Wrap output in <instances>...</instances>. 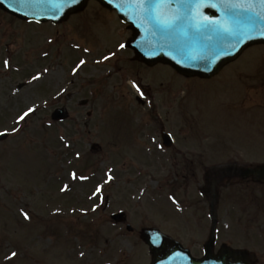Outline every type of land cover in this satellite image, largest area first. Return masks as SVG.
Wrapping results in <instances>:
<instances>
[{"label":"rangeland","instance_id":"obj_1","mask_svg":"<svg viewBox=\"0 0 264 264\" xmlns=\"http://www.w3.org/2000/svg\"><path fill=\"white\" fill-rule=\"evenodd\" d=\"M98 8L100 6L95 4V9L91 6L84 11L85 13L77 15H81L84 21V18L89 15L94 14V16H97L100 13ZM100 9L103 10L102 8ZM76 17V20L74 19L75 23L81 18ZM73 22L67 21L61 25L60 33H56L53 29L52 33H50L51 35L39 39V45L35 43V46H38L34 51L35 54H32L33 52H30L28 49V44L24 46L18 37H13L19 34H27L24 32L26 29L22 30L19 23L11 18H9L10 26H8L6 18L0 16L2 31L9 28V41L12 52L9 70L4 71L3 75L0 72V132L5 129L9 130V137L5 141L0 142V264H8L4 257L12 251L18 252L19 256L14 258L11 264H32L33 261H36L35 259H37L39 264H102L103 259L107 255L106 252L110 248L113 249L115 247L125 249L124 255H126L128 252L126 249L131 250L127 246L128 240L122 236L118 237L119 233L125 231H120L118 227L105 222L109 219L110 213L119 209L127 210L128 217L130 220L132 218L134 226L140 220L144 221L146 219L149 209V198H146V195L149 194L150 188L153 189L155 187L153 185L155 183L153 182H150V186L148 187L150 174L157 181L160 180L156 182V191L162 192L171 185L166 175L176 172V170L180 172L185 171L188 177L189 175L191 176L190 179H193L191 170H195L198 175L197 184L201 185L205 183L204 179L206 177H213L210 174L213 173L209 169L210 167L223 165L222 171L218 170L219 174L216 173V175L219 177L225 173L224 168L227 164L228 155L225 157V154L222 152H208L205 150L208 141H203V146L200 147L197 146L196 141L193 144L192 141L183 137L184 135H191L189 133L195 123L190 126L187 133L177 136L176 145L171 149L173 151H170L173 155L166 154L162 160L159 159L161 155H154L151 158L153 163L148 162L147 159L150 156L145 149L149 144V140L144 139L145 133H143L139 141L142 148L137 146L139 143L138 138H136L135 121L133 115H129V109L131 108L130 111L133 110L134 115L146 116L150 114L152 116L149 107L145 103H140V106L137 107V102H134V105L132 104L131 106L129 104L130 108H128L126 101L122 104V111L115 110L114 104H112L113 109L111 110L103 107L105 102L118 98L120 91L126 92L129 99L136 100V93L130 84L127 81L121 82V79L127 80L129 77L120 78L121 74H116L115 71L112 72L114 76L101 90L91 85L82 94L74 91L76 98L83 97L82 95L85 93V97L91 99L89 105L80 108L75 107V104H77L76 100L70 103V101H66V95L63 96L62 98L66 101L65 103L70 105L68 108L72 112V119L74 120L54 124L50 116L56 105L61 104V99L54 102V107L41 105L43 99H48V103L51 100L48 96H41L37 92L41 91V88H46V92L48 93H61L60 90L64 87V83L60 81V84H57V86L54 79L48 80L50 84L43 82L42 84L44 85L37 82L30 84L25 82L29 81L30 74L36 70H41L40 67H37L40 66L41 62L38 63L39 60L36 56L40 53V50L48 49L46 42L48 37L54 38V42L55 40L56 42L49 45L48 50L46 49L48 53H51V56L46 60H41L42 63L57 62L58 59L63 62L64 60L67 61V59L61 58V56L58 59L53 56L54 51L58 52L59 46H61L62 50L66 46L65 42L67 40L65 38L72 32L74 27ZM44 29L46 27H34L32 30L40 31ZM104 32L105 34H112L110 27L104 29ZM91 34L102 36L98 20L92 22ZM120 34L122 35L121 31ZM74 37L79 41L76 34ZM116 37L117 34L113 33L110 38H104V40L113 43L116 41ZM106 46V44L101 48L90 46L89 62L83 70H87V72L96 76L99 74V70H104V68H100L97 65L100 63H97L95 59L113 50L112 47ZM254 46L247 49L245 54H242L237 60L229 63L224 69V73L219 75L214 81H204L196 77L189 82L192 89L191 93H193L191 98L197 100L196 104L201 106L204 118H207L209 123H217L218 125L221 122L223 123L228 117L231 119L233 125L236 126V120H233L228 115L229 112L235 116L238 114L235 109H232L235 106L234 101L240 100V103L236 106L239 109L249 108L248 111H245V116L251 114V109H257L263 103V98L259 93L264 90V83L262 77H259L257 74L264 71V47ZM24 55L29 56L26 59L24 70H21V72L13 71L14 65L19 66V62H21V58ZM130 55V52L121 53L119 56L108 60L105 63V68L107 70H118L124 64L128 65L130 63L128 61ZM73 64L67 62L64 69L57 68V63L48 67H51L55 71L59 70L60 73L61 71L67 72V70H70ZM139 66L135 65L134 69L137 68L139 70ZM258 68L259 70H256ZM232 70L242 71L237 72L236 77L232 74ZM241 73L242 75H240ZM142 75L144 76L142 82L145 85L149 83L153 91H159L158 93L154 92L156 95L163 93L164 96L168 97H164L166 98V101H164L162 95L161 97L159 95L155 96L153 105L156 103V106L153 113L156 116L162 114L171 129L174 130L176 127L187 125L184 121L188 119L190 121L194 120L199 110H195L197 107L192 108L194 105L193 100L190 102L187 100L190 92L186 90L188 94L183 93L184 90L181 88V85H177V87L181 88V97L183 94L186 97L183 99L184 103H181L179 106L176 101H173L174 98L171 95V93L177 90L171 93L163 91L169 87L170 81L179 83V78L173 74L172 70H168V68L160 65L152 70H143ZM168 78L170 81H168ZM241 81L244 82V85L250 86V88L243 87ZM184 82H187L186 79H184ZM18 83H25L26 88L22 89L21 92H16ZM118 85L124 86L125 90H121ZM242 88H245V90L241 96L240 90ZM88 89H90V92L86 93ZM247 89L249 92H247ZM92 92L95 94L94 96H92ZM101 93L104 95H101ZM174 96L177 98V94ZM39 102H41V106L37 105ZM33 105L36 106L37 110L30 117L26 118V121L16 123L17 116L26 110L27 107ZM185 106L188 108L187 112H184ZM87 110L92 111V118L86 117ZM102 114H104L103 122H101L102 119L100 118ZM258 114L256 113V116ZM260 117H262L263 121L260 120L256 123L254 128L256 130L258 129L257 126L261 125V133L256 131L253 138L251 134L252 125L250 124L249 138H253L255 141L254 145L251 146L263 154L264 113ZM85 120L88 121V127L82 125V121ZM100 126H102L101 133ZM12 127L20 128L21 131L19 133H12ZM243 127L248 134L247 125H243ZM233 132L234 137H236L235 130ZM223 134L224 132L221 135ZM105 138H108L110 141L108 142ZM94 142L99 145L102 144L101 149L91 150V144ZM107 142L109 145H107ZM229 148L232 147L229 146ZM233 148L232 152L240 156L241 148L235 146ZM180 151L184 152L180 153ZM77 152L80 153L79 157L76 156ZM176 152H179V154L177 155ZM195 152H197V155ZM199 153H201V156H199ZM229 156H231V153ZM87 158H90L96 165L94 164V167L89 168L86 162ZM185 158L189 161H194L198 165V169L191 164L190 168H186L185 170L181 166L180 170L178 163L181 164ZM198 158L203 165L208 166L207 169L200 170V160ZM109 169L112 170L111 174L115 179L106 183ZM71 171H76L77 174L79 172L83 174L82 176L89 177V179L72 180L70 177ZM64 184L69 185V189L66 192L61 191ZM100 184L104 185L102 192L93 196L97 185ZM179 184L185 185L188 188L191 187V190L187 191L190 195H185L186 200L195 202L199 199V208L204 211L208 210L209 204L204 202V198L200 196L194 185H190L189 187L181 180L178 181V186ZM179 191L183 192L180 186ZM244 195L245 200L242 201V204H247V207L243 206L242 211L245 214L239 218L240 223L237 224H235V219L232 218L235 212L237 213V204H224L222 203L223 198L219 199L217 197L219 202L217 204L214 203V206L218 208L219 215L218 244L226 242L234 247L248 248L258 255L259 259L256 264H264V186L254 189L250 187V190H245ZM102 196L104 198L110 197V203L107 208L105 207V199L103 201L101 199ZM64 202L70 204L66 205ZM97 205L99 207H96ZM63 207L65 209L63 212L75 209V212H72V216L76 215V213L77 215L72 217L69 213L61 214V212H58L57 215L53 216L55 213L52 212H55L53 211L55 208L63 209ZM21 209L29 212V215L32 217L31 220L23 218ZM80 209L88 211L89 220L83 217V213L78 218ZM151 210L152 212L164 211L170 218L180 216V214L172 210L171 205L168 203L162 205L154 203L151 206ZM68 215H70L69 218ZM36 217L41 219V221L38 222L35 219ZM91 218L95 223L93 231L96 233L95 237L97 240L92 241L90 235V239H83V237L78 236V241H73V250H70V242H72V239L68 238L69 232L71 233L72 231L70 224L72 226L73 224H77V229H79L80 223L91 222ZM246 222L248 223L245 224ZM234 225L237 226L236 228L234 227L235 229H229ZM244 225H248L249 229L244 230ZM161 227L165 233H171L170 226L162 223ZM198 230V226L194 223H187L181 219L179 225V232L181 234L186 236L197 235ZM97 234H99V238ZM109 240L110 242L113 240V242L107 243ZM83 243L88 245L86 246ZM80 246L82 247L80 248ZM139 246V244L135 245L136 248L133 250L134 255L131 260L127 259V254L120 264H146L148 254L145 252L144 254L146 255H137L141 251ZM142 249L144 251V248ZM79 252L85 253L82 256L84 260L76 259ZM124 255L120 256L123 257Z\"/></svg>","mask_w":264,"mask_h":264},{"label":"snow or ice","instance_id":"obj_2","mask_svg":"<svg viewBox=\"0 0 264 264\" xmlns=\"http://www.w3.org/2000/svg\"><path fill=\"white\" fill-rule=\"evenodd\" d=\"M131 2L139 7V10L143 17L148 18L152 21L153 27L156 31L162 32L166 35H174L178 30L185 36L188 33L194 32L201 38L208 40L210 37L209 33L215 36V41L218 44H222L224 41H232L233 48H237L238 45L247 43V41L254 39L257 35L264 36V0H218V2H212V0H131ZM17 4L29 5V4H47L53 5L59 13H63L67 7L72 4L78 3V0H16ZM205 6H210L221 11V14L225 17L223 21L204 15L200 9ZM167 7L171 10L170 15L163 16L161 8ZM19 10V9H18ZM27 14V13H25ZM58 18V17H57ZM125 45L121 44L120 48H124ZM44 56L48 53L44 52ZM112 56L115 53L111 54ZM109 56H105L104 59H109ZM202 57H190V59H201ZM86 64V61L80 60L79 64L73 68V73L77 72L79 68ZM4 68H9L10 61H3ZM50 70L43 68L42 71L35 72L31 75V80L25 83H31L32 81H39L45 76ZM132 87L135 88L136 92L140 96H144L139 84L132 81ZM18 91V89H17ZM37 110L36 106L27 107L26 110L22 111L16 118V123L26 121V118L30 117ZM20 128L12 127V133H19ZM9 134V130L5 129L0 132V136ZM63 139V137H61ZM163 148V145H159ZM76 156L79 157L80 153L77 152ZM112 170L109 169L106 183L111 182L115 177L111 174ZM72 180H87L89 177L77 174L76 171L70 172ZM104 185H97L93 196L101 193ZM69 185L64 184L61 191H68ZM174 203H178L175 197L171 198ZM96 207H99L97 205ZM95 210V209H93ZM57 212L60 209L56 210ZM75 211V209H73ZM86 211V210H82ZM23 218L25 220H31L29 212L21 209ZM158 242V236L153 239V243ZM81 256L85 253L81 252ZM19 253L12 251L9 255L4 257L8 264L14 258H17Z\"/></svg>","mask_w":264,"mask_h":264},{"label":"water","instance_id":"obj_3","mask_svg":"<svg viewBox=\"0 0 264 264\" xmlns=\"http://www.w3.org/2000/svg\"><path fill=\"white\" fill-rule=\"evenodd\" d=\"M100 1L105 5L116 8L125 21L133 24L137 30V35L131 41V46L137 50L139 58L151 64L157 61L168 62L178 71L187 75L210 77L219 72L225 63L235 59L247 46L264 42V36L257 35L247 43L233 48L232 44L234 42L224 41L222 44H218L215 41V36L211 33L207 34L210 37L208 40L191 31L186 36L179 30L174 35H166L156 31L152 21L143 17L139 7L133 4L131 0ZM86 2L87 0H78V3L67 7L61 14L53 5L39 4L33 8L23 9L20 4L16 3V0H10L12 5L9 10L19 16L38 20L56 19L57 17L64 19L71 11L82 7ZM212 2H218V0H212ZM200 11L206 16L215 17L221 21L225 19L220 10L210 6H205ZM170 12L171 10L167 7L161 8L163 16L170 15ZM193 56L202 58L190 59ZM145 237L148 240V232L145 233ZM152 246L154 252H158L159 249L156 244H152ZM245 253L246 251H234L233 256L238 259L235 264H247L242 259ZM228 256L229 252L222 250L215 256V260H210L207 257L203 260L193 259L189 261L186 259V261L191 262L190 264H230L227 262ZM171 259L164 260L162 264H174L170 261ZM181 264L189 263L181 262Z\"/></svg>","mask_w":264,"mask_h":264},{"label":"flooded vegetation","instance_id":"obj_4","mask_svg":"<svg viewBox=\"0 0 264 264\" xmlns=\"http://www.w3.org/2000/svg\"><path fill=\"white\" fill-rule=\"evenodd\" d=\"M85 10H87V9H84L81 13H83ZM0 14H1L0 16L6 18V23L9 24V15L7 13H4L1 9H0ZM85 19L86 18H84V20ZM78 21L79 22L74 25L76 27L75 31L77 32V36L80 37V40L82 42V49L85 50V43L87 40H85V35L82 33H83V27H84L83 25L86 21H83L82 16ZM8 30H9V28L7 30L2 31V28L0 27V70L2 73L1 75H3V70H9V68H4V66H3L4 60H10V41H9L10 38H9V31ZM56 33H60L59 28L56 29ZM73 34L74 33H71L72 36H73ZM69 43L72 44V40H70ZM83 50H82V52H83ZM139 67H140L139 70L137 68L135 70H126V73L131 71V73L134 74L133 76L135 77V79L137 81L136 83L140 85L142 91L144 92V96L146 97V99L152 100L155 98V95H154L155 91H153L150 84L143 85L142 82L140 81V78H141L140 75H141V73H143V70H149L150 67L145 66L143 64H141ZM256 70H259V68ZM79 71L81 72L82 77L76 76L72 80V83H74V87H77V86L87 87V86H89V84H90L89 72H87V70H78L77 72H79ZM239 71H242V70H232V74L237 76V72H239ZM77 72L75 74H77ZM240 75H242V73ZM257 75L259 77L260 76L262 77L263 83H264V71H262L260 73L258 72ZM242 85L248 87V89L250 88V86L244 85V82L242 83ZM163 91L167 92V91H169V88L164 89ZM158 92L159 91H156V93H158ZM259 94H261V97L263 98L262 99L263 103L260 105L258 110H255V112L256 113H264V90H262ZM157 95H159V97H161V95H162L163 98L166 97L163 95V93H159ZM163 100L166 101V98H164ZM80 101L78 102V104L80 103ZM255 121L258 123L259 119L258 120L255 119ZM153 122H160V121H153ZM246 122L249 124V121H246ZM217 127H218V125L215 126V124H214V127H210L204 121H201V119L197 118L195 121L194 130L192 132H190L192 134L194 144L196 141L197 146L201 147V146H203V141H208L207 147L205 148V150H207L208 152L209 151L222 152L223 154H225V157L228 155L227 156L228 157L227 164H226V167L224 168L225 173L222 174L220 176V178L216 175V173L217 174L219 173L218 170L222 171L223 165L218 166V167L212 166L209 168V169H211V172H213V173H210L213 175V180H214V182L212 184L213 194H211V193L209 195L204 194V196L208 200L209 205L211 203V208H210V210H211L210 213L212 212L211 215L217 214L216 210L214 211L215 206L213 207V203H218L219 202L218 198L219 199L223 198L224 201H231V200L243 201V200H245L244 193H245L246 189L250 190V187H252L254 189L257 187H261L263 185L262 182L255 181L253 179V177L243 175V172L247 168H261V167H263L264 166V153L263 154L260 153L259 150H255V148H253V147L244 146V143L248 142L247 132H244L245 134L241 135V136H236V137L230 136L229 138H227L223 135L217 134V132H216V131H218L216 129ZM161 129H162V131L165 129V124L161 125ZM229 133H233V132H229ZM226 142H228L232 148H233V146L240 147L241 148L240 156H237V153L232 152V150L235 148L232 149V148L223 146L224 144H226ZM181 152L182 151H180V153ZM230 153H231V156H229ZM195 154L197 155V152H195ZM199 156H201V153H199ZM185 161H186V163L191 162L193 164V161H189L188 159H185ZM207 167L208 166L203 165L201 160H200V166H199L200 170H205V169H207ZM261 175L263 177V174H261ZM183 176L185 177V175H183ZM217 178H219V179H217ZM216 185H220L221 187L222 186L225 187L227 190H229L230 194L218 196L216 193ZM195 217L198 219H207V217L206 216L204 217L202 213H200L199 215H195ZM203 228L205 230V228H207V227L204 226ZM209 231H211V226L209 228ZM208 233H210V232H208Z\"/></svg>","mask_w":264,"mask_h":264}]
</instances>
